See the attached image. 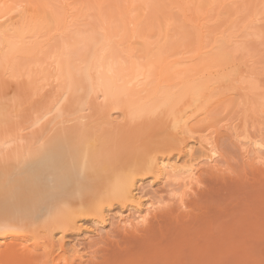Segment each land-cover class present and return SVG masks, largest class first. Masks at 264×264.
Masks as SVG:
<instances>
[{"label":"bare ground","instance_id":"obj_1","mask_svg":"<svg viewBox=\"0 0 264 264\" xmlns=\"http://www.w3.org/2000/svg\"><path fill=\"white\" fill-rule=\"evenodd\" d=\"M5 3L0 0V259L29 260L36 249L49 253L54 246L59 250L57 261L73 264L85 253L79 247L81 241L69 245L64 241L65 229L73 226L82 235H89L100 231L111 219L122 227L143 223L151 209L163 201L156 186L166 182L170 190L181 185L189 187L201 164L213 168L217 165L221 152L215 136L197 131L202 119H208L206 114L198 115L206 111L208 89L214 83H207L200 75L195 77L204 66L199 69L184 56L172 57L180 53V45L177 49L173 44L133 46L130 38L137 28L127 32L128 24L135 26L128 18L118 30L123 29L118 37L113 32V21L104 19L87 33L63 37L67 26L72 28L75 20L83 18L80 10L78 18L70 19L73 12L69 11L66 28L62 30L60 24V37L46 47L49 39L41 44V30L48 20L53 21L48 26L60 23L52 9L51 14L44 12L46 2L43 7L39 5L41 10L35 8L36 4L31 6L33 9L29 7L33 13L36 10L33 15L29 13L30 19L28 6ZM17 5L20 8L12 14L10 10ZM95 8L100 16L101 6ZM254 31L255 36L260 35V30ZM234 37L229 36V42L224 43L226 49L249 61L254 51L249 40ZM261 77L238 74L231 92L236 96L228 97L225 104L235 97V104L251 98L253 104L263 108ZM10 78L23 79L22 87L11 90ZM249 108H244L246 117ZM230 123L226 130L234 142L239 141L244 155L264 161L262 137L243 133L238 121ZM98 187L104 190L101 197L106 208L98 204L95 208L96 202L90 211L96 215L90 218L91 227L82 226L84 221L77 218L76 209L97 193ZM113 200L120 205L112 212ZM38 222H44L49 232L46 237L43 229L41 234L38 229L31 231ZM53 228L60 233L55 240L50 231Z\"/></svg>","mask_w":264,"mask_h":264},{"label":"rangeland","instance_id":"obj_2","mask_svg":"<svg viewBox=\"0 0 264 264\" xmlns=\"http://www.w3.org/2000/svg\"><path fill=\"white\" fill-rule=\"evenodd\" d=\"M2 1H5V4L14 3L13 5H16L15 2L21 3V6H28L27 9L36 4L37 10L45 6L46 9L43 7L44 12L50 13L51 9V13L54 11L60 23L49 26V22L53 21L48 20L45 26L41 23L44 26V30H41L44 35L43 33V36L40 35L43 39L40 38L39 41L44 40L41 42L44 44L48 37L49 42L46 47L60 37L59 31L64 30L65 23H68L67 18L73 17L74 19L75 16L78 18L82 12L83 18L81 19L80 16L79 21L75 20L72 28L66 25L67 29L61 36L64 37L71 33L76 35L77 32L87 33L90 28L98 27L99 22L104 19L106 22L113 21V32H117L118 37L123 29L118 30L128 18L135 26L131 27L132 23L128 24L127 27H130L129 29L126 27L127 32H130L132 28L134 30L137 28L134 38H130L133 46L139 48L146 43L150 46L156 44L157 46L161 44L171 46L173 44L174 49H177L180 45V53L172 57L184 56L190 63L197 64L199 69L204 66L203 71L195 77L199 78L198 75H200L208 81L207 83H214L208 89L206 97L208 103H205L207 109L198 115L202 117L206 114L208 119H202L197 131L212 133L215 136V143L221 152V156L216 161L217 165L215 164L213 168L208 164H201L196 180L188 184L189 187L181 185L179 189L178 186L170 190L166 182L159 184V187L156 186L154 189L157 194L161 195L163 201L151 209L143 223L122 227L111 219L112 222L109 221L111 223L105 224L100 231L89 232V235L84 233L82 235V232L76 231L73 226L65 229L64 241L68 245L72 241H81L79 247L82 248V253H85L81 260H75L73 264H264V161L253 159L250 155L248 157L247 154L244 155L242 149L239 148L241 147L239 141L234 142L230 131L226 130L231 121L234 124L236 122V124L239 123L237 126L243 133L258 134L264 141V104L261 108L256 103L253 104L254 99L251 98L244 103L240 102L243 103L242 105L239 101V104H235L236 97L234 100L230 99L227 105L225 104L228 97L236 96L235 92H231L234 79L238 74L254 73L259 77L262 76L261 79L264 82V8L261 6L262 1L176 0V2L180 1L181 6L187 4L182 7L174 2L175 0H62V2L57 0H1V3ZM44 2L46 3L43 5ZM70 5L75 7V11L72 7L68 8ZM98 5L101 6L100 16H97L99 10L95 8ZM19 8L20 6L17 5L10 11L15 14L16 9ZM30 9L26 10L27 15L36 13V10L33 13V8ZM69 11L73 13L66 17ZM27 18L30 19V15ZM122 18L123 20L126 18L125 21ZM169 22L172 24L168 25ZM168 26L171 28L169 27L170 30L165 34ZM253 29L256 32L260 30V35L255 36ZM244 31H247V36ZM53 33H55L54 36ZM141 34L146 35L147 38H143ZM233 34H235L234 38L242 37L241 39L249 40V44L254 49L249 61L241 54H230L226 49L224 43L229 42L228 38ZM166 39L170 42L167 43ZM182 51L186 52L181 53ZM19 79H9L11 90L22 87L23 79ZM231 101L233 104H230ZM250 102L253 104L251 109L249 108ZM247 106L249 108L247 109L248 118L244 113V108ZM196 118L194 121L198 120V117ZM245 118H247L246 124L243 126ZM144 180L147 181V177ZM98 188L95 189L98 193L97 197V193H93L90 199L84 202L86 204L83 203L81 208L79 206L76 209L78 213L81 211V214L76 213L77 218H82L84 221L85 225L82 226H88L91 223L90 218L96 217L90 212L94 206L96 208L98 204V207L100 205L103 210L106 208V202L102 198L104 190ZM99 198H101L100 201H98ZM87 201L92 203L89 204ZM111 203L110 207L113 212L120 204L115 200ZM43 223L34 224L31 231L38 229L40 234L46 231L45 234L43 233L46 237L49 232ZM89 226L91 227V224ZM50 231L53 232L54 240L60 234L57 228ZM67 244L65 246H68ZM53 247L48 248L49 253L42 248L36 249L37 253L33 259L29 260L19 257L1 258L0 264H63L62 260H56L59 250Z\"/></svg>","mask_w":264,"mask_h":264}]
</instances>
